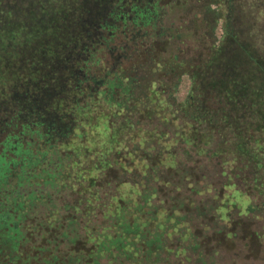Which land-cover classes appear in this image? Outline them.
Segmentation results:
<instances>
[{
  "label": "trees",
  "instance_id": "16d2710c",
  "mask_svg": "<svg viewBox=\"0 0 264 264\" xmlns=\"http://www.w3.org/2000/svg\"><path fill=\"white\" fill-rule=\"evenodd\" d=\"M99 1L105 3L100 12L83 14L84 0H72L74 19L50 13L53 26L44 31L47 43L56 37L59 50L49 43L36 67L26 58L18 73L8 74L0 95V131L9 130L0 150V230L6 234L7 227L12 241L21 236L11 225L18 223L48 246L63 242L66 229L83 235L85 251L46 255L45 264H96L99 257L104 264H182L159 247L180 244L167 239V216L171 208L184 216L182 193L203 192L196 164L216 162L221 190L212 184L208 196L220 194L214 213L223 224L264 207V23L257 41L249 12L239 15L236 0H213L225 21L216 44L212 20L196 9L206 0L133 2L117 25H104L114 2ZM30 2L0 0V20L10 5ZM184 8L192 10L190 18L184 19ZM83 19L89 25L80 31ZM98 25L102 38L95 37ZM204 25L203 57H175L176 48L168 46L178 42L183 52L187 38L205 35ZM39 44L40 52L41 38ZM181 75L191 87L178 103L173 95ZM45 118L61 127L53 130L54 140L42 131ZM175 174L191 183L177 178L172 191L181 197L172 192L169 198ZM183 222L194 236L196 222ZM102 230L107 238H96Z\"/></svg>",
  "mask_w": 264,
  "mask_h": 264
},
{
  "label": "rangeland",
  "instance_id": "374dc122",
  "mask_svg": "<svg viewBox=\"0 0 264 264\" xmlns=\"http://www.w3.org/2000/svg\"><path fill=\"white\" fill-rule=\"evenodd\" d=\"M25 1L27 4L31 1V7L26 4L25 6L19 5L15 9L13 5H10L9 12L6 18L0 20V95H2V97L6 93L5 91L8 87V82L6 81L8 74L15 71H17L18 73L22 69L24 59H33L30 66L36 67V63L38 61L40 62L41 56H43V49L48 48L49 43V47L52 48L53 46L54 48L56 47V49L59 50V43L55 41L56 37L55 40H48L47 43V35H45L44 31L46 30L45 27H48V31L50 33L49 27L53 26V14L57 17H60L64 12H67L68 19H74L75 17L72 14V8L74 6L72 0ZM112 1L114 2V5L113 7L111 6L110 9L114 8L115 11L111 17V20H109V22H107L106 20L107 23H105L104 25H117L119 21L116 22L115 19L120 14L127 12L131 3L135 2L137 4H145L147 2L144 0H142L141 2L139 0H110V2ZM236 1L238 2V11H235H237L239 15H243V13L246 14V12H249V14L251 15L249 16L247 14L250 18H248V21H250V23L252 24L249 31L251 36L254 37V39H256L257 41L259 39L262 40L263 33L261 31V28L263 27L264 23V0ZM104 4L105 3L100 2L99 0H84L82 10L83 14L85 12L89 13L93 10L96 13L100 12L101 7ZM200 5L203 6L202 8L204 10H200L201 6L199 7V4H197V13L201 16L202 11H204V15L202 16H204L205 19L207 18L212 20V25L214 29L212 41H215V43L217 44L222 37L221 35H223L224 32L225 21L222 18L223 15H221L220 11H218V7L213 2V0L203 1L202 3H200ZM11 9H14L13 13H10ZM191 11H188L186 8H184V12L186 14L184 16V19L191 17ZM50 13L53 14L50 15ZM64 16L65 13L63 17ZM84 20L85 19L82 20V27L80 28V31H82L85 27L86 29L88 28L89 22L86 23L84 27ZM87 21H89V19H87ZM248 21L247 18H244V22ZM97 22H94L93 24L96 25ZM188 25L192 24L189 23ZM230 26L231 25H229V28ZM203 27L205 28L206 25H204ZM205 29L206 33L204 36L208 35L207 27ZM97 30L98 34L96 32L95 37L101 36L102 38V36H104V33L103 30L100 29L99 25ZM196 31L199 32L201 30L198 29ZM204 36L195 37V40H189V38H187L185 40L188 41L185 45L187 47H185L183 52L180 51L181 53L178 50H180V48L183 49L184 45L183 47H181L178 42L174 43L173 41V43L170 44L171 46L168 47H172L173 49L176 48L174 55L175 57H178L180 59L183 58L182 56H184V58L189 57L190 59L202 58L203 52L201 49H198L199 47H201V45L204 46V43L206 45L208 44V41L206 39L207 36ZM40 38L43 40V44L39 52ZM74 39V41H77L76 38ZM191 45L197 46V50L192 51V53L190 51ZM72 46L73 44H70V46H68L70 47V49L67 50V53L69 55L73 54V52L71 51L73 49ZM260 51L263 52V50ZM113 60V56L110 57L109 61L112 62ZM107 65L108 62H105L103 66ZM113 65L115 66V64ZM190 87L191 81L189 77L187 75H181L180 81L173 95L178 103L184 102L186 96L190 91ZM45 120L46 122L41 121L42 127H39L42 128V131L45 130L49 134V139L51 138L52 140H54L56 138L55 136L57 135L54 134L53 130L58 131L61 129V127L54 124V122L57 124L58 121L56 120H51L48 118H45ZM4 130L0 131V150L2 148L1 141L4 139L5 133L9 131L6 128ZM62 134H65V131ZM183 152L184 154H186V151ZM186 156L188 155L186 154ZM186 158L191 160L193 156L190 155ZM196 166L200 171L198 174L199 183H197L200 184V187L203 186V192H199L198 194L182 193L186 196V201H183L185 206L183 209L185 218L183 215L180 214V211L175 208H171L172 215L167 216V219L171 224V229L165 232L167 234V239L173 240L174 238H176L177 241L180 242V244L173 248L167 246V244H163V246L159 248L166 254L173 255L176 258H182L180 259L181 261H179L182 264H191V261L195 264H264V241L262 240L263 238L261 236L263 231L262 229L264 227V207H261L258 211H252L251 214L242 218L234 216V219L229 220L228 224H223L218 219V217L215 216L214 213L216 197L220 194L217 193V195L215 191V193L211 197L208 196L211 195L214 191L212 184L215 188H217V192L221 190L219 186L222 181L221 179L219 180V178L214 176L216 173V169H218L216 162L213 158H210L206 162L202 161L196 164ZM181 169L182 171L184 170L188 173L193 172L192 168L188 166L185 167L182 165ZM170 176L171 177L169 178H171L170 183L172 184V186L169 187L170 190L168 189L170 191L169 198L172 195V192L176 193L175 196H178L179 198V196L181 197V191L178 192L177 189H174V191H172V188L174 186H177V178H182V181L185 186H188L187 182L190 181L186 182L185 176H180L176 174ZM12 183L14 182L12 181L9 184ZM208 183L211 185H207ZM241 186L243 185L241 184ZM2 189L5 190L6 186ZM0 203L4 202L0 201ZM256 203L259 204L258 202H255V204ZM3 206L4 205L0 204L1 210L4 209ZM161 215V212L157 214L158 217ZM192 217H194L196 220ZM183 220H192L196 222V228H194V236L192 234V231H190L188 225L184 223ZM11 225L17 230L19 228V230L21 231V236L18 234V238L16 237V239L10 241L8 239L9 229L5 227V230L7 231L6 234H4L2 230H0V264H45L43 260L46 255L50 256L51 254H53L54 256L60 258L61 256L63 257L67 253H70V251L77 252L80 249L85 251L87 247L86 245H84L83 235L80 234L79 236L77 232V237H74V234L71 233L69 229H66L68 237H65L63 242L56 239L54 241V245L48 246L42 243V241L38 240L36 237L32 239L31 237L27 236V233L25 235L24 231L21 230L22 226H20L18 223H13ZM19 230L18 232L20 233ZM161 231L163 233L164 229H161ZM6 235L7 237H5ZM27 237L28 239H25ZM95 237H101L103 239H106L107 233L105 232V230H102L98 232L97 236ZM68 238H70V240ZM190 244L191 246H189ZM189 248L192 249L191 255H187L185 257L184 255L186 254V252L190 251ZM104 263L105 261L102 259V257L96 259V264Z\"/></svg>",
  "mask_w": 264,
  "mask_h": 264
}]
</instances>
